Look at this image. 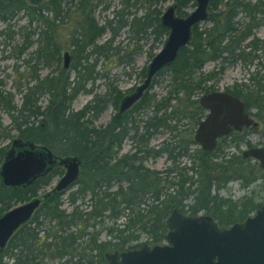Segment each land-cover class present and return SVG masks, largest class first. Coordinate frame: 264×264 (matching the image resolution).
<instances>
[{
  "label": "trees",
  "instance_id": "1",
  "mask_svg": "<svg viewBox=\"0 0 264 264\" xmlns=\"http://www.w3.org/2000/svg\"><path fill=\"white\" fill-rule=\"evenodd\" d=\"M163 1L119 0L112 15L105 16L101 23L95 13L105 0H47L41 5H31L26 0H0V22L5 23L0 35H4V45L10 48L7 56L19 57L36 44L25 59V68H15L18 76L31 80L24 89L18 87L19 104L0 79V109L17 129L14 137L46 145L59 155L76 154L81 159L79 176L68 187L75 186L67 194L71 208L61 206L65 189L50 188L30 219L14 231L0 250V264H40L54 258H63V264H106L107 251L139 245L140 241L133 242L139 231L148 234L149 244L162 242L166 219L173 207L192 215L203 210L225 226L244 219L264 202V198H256L253 190L237 199L211 190L225 187L231 179H237L245 188L259 177L264 178L259 163L240 151L242 143L254 145L245 133L233 131L221 136L211 150L203 149L193 138L204 115L199 95L217 88L216 80L226 65L254 63L258 58L256 51L264 48V38L255 36L253 31L262 23L264 0H210L211 24L193 26L189 43L180 48L173 62L156 72L150 86L127 110L118 112L124 93L115 87L103 95H92L82 108L71 109L77 93L92 91L86 82L105 74L94 70V64H86L89 54L108 57L110 43L123 27H128L130 39L151 34L152 47L156 42L163 44L168 33V28L160 24ZM173 3L179 15L187 13V5L195 4L194 0ZM138 7H142L141 13ZM20 11L25 14L26 23L13 29L8 21ZM239 13L243 14L242 20L237 18ZM32 24L34 27H30ZM106 30L110 32L108 40L98 43ZM34 33L36 37L32 38ZM15 34L20 40L14 38ZM131 45L130 40L125 48L112 49L117 54L122 50L119 59L126 56L130 62L141 49ZM63 50L73 57L66 67ZM208 61L216 64L202 71ZM39 63L55 66L50 73L40 76ZM255 65L247 73V80L235 82L231 92L245 101L248 111L255 108L257 131L264 137V64L257 60ZM163 72L168 73L169 88L158 96L149 89ZM145 73L143 66L142 80ZM42 95H46L44 105L38 103ZM109 103L115 108L110 121L94 126L92 118ZM140 111L144 115L138 116ZM180 121L187 126H178ZM161 129L172 134L154 148L149 144L150 138ZM0 133L12 137L1 121ZM126 137L131 139L132 150L119 152ZM8 147L9 143L0 146V163ZM231 147L238 151H231ZM161 153L170 160L164 169L143 163L145 157ZM181 157L189 159V163L179 165ZM63 171V166L56 165L27 186L6 187L0 183V214L37 195L52 176ZM87 194L88 206L80 207L76 201ZM105 218L112 221L106 229L110 238L100 240V228L96 227Z\"/></svg>",
  "mask_w": 264,
  "mask_h": 264
},
{
  "label": "water",
  "instance_id": "2",
  "mask_svg": "<svg viewBox=\"0 0 264 264\" xmlns=\"http://www.w3.org/2000/svg\"><path fill=\"white\" fill-rule=\"evenodd\" d=\"M47 0H26L41 5ZM195 6L184 15L169 4L160 15V24L168 28L162 46L146 66L143 80L120 101L118 112L130 108L150 86L158 70L173 62L191 39L196 23L208 19L210 0H194ZM70 54L63 53L64 66ZM206 114L197 123L193 138L203 149L211 150L217 139L232 129H241L257 121L247 112L243 100L221 89L204 92L198 97ZM244 156L255 158L264 169V144L243 150ZM81 159L76 154L59 155L48 146L14 137L0 163V183L6 187L27 186L61 165L63 173L53 188H68L77 180ZM39 192L0 214V250L14 231L30 219L43 198L49 193ZM167 230L162 242L105 253L106 264H264V202L244 219L221 226L209 214H188L173 207L166 219Z\"/></svg>",
  "mask_w": 264,
  "mask_h": 264
},
{
  "label": "rangeland",
  "instance_id": "3",
  "mask_svg": "<svg viewBox=\"0 0 264 264\" xmlns=\"http://www.w3.org/2000/svg\"><path fill=\"white\" fill-rule=\"evenodd\" d=\"M173 3V0H164L161 4L162 12L165 10V8ZM107 4V7L104 8L103 5ZM119 6V0H105L104 3H101L97 10H96V18L99 22L104 21V17L111 16L112 15V9ZM194 5H187L185 7V10L188 12L191 9H193ZM142 7H138L137 11L139 13L142 12ZM237 18L239 20H242L243 14L239 13ZM26 16L25 14L20 11L18 12L13 18H11L8 22L11 24V28L16 29L18 24H25L26 23ZM200 26H208L211 24V21L209 19L202 20L199 22ZM5 23L0 22V28L4 27ZM30 27H34V24L30 25ZM28 27L27 29H29ZM254 34L255 36L263 39L264 38V21L263 23L254 28ZM110 36L109 30H106L98 39V43H103L108 40ZM36 34L34 33L32 35V38H35ZM4 35H0V79L3 80V87L6 90H9L13 93V99L15 103L19 104L21 101V93L18 90V87L20 89H24L25 85L30 84L31 80L27 77H20L18 76V73L15 68H17L18 71L23 70L26 66L25 59L29 56V51L34 49L36 44L33 43L25 53L20 55L19 57H10L7 56L9 54V45H4ZM15 39H19V36L17 34L14 35ZM131 40V46L136 47L137 45L141 46V49L137 51L134 55H132V60L130 62H127L125 58L124 60H120L119 57L122 54L123 48L127 45V43ZM153 42V36L151 34L143 35L139 39L137 38H131L130 39V32L128 31V27H123L119 33L113 38V40L110 43V49H108V53L110 54L108 57H105L103 54H97L92 53L89 54V57L86 61V64H94V70H98L99 72L105 73L104 75H97L94 80H88L86 82L87 88H92V91L90 92H84L80 91L77 93V95L73 98L71 102V109L78 110L82 108L87 101L90 100L92 95L98 94L103 95L105 93H108L111 87H115L116 89L122 91L123 93H128L130 91V88L135 87L142 81V76L140 74V70L143 66H147L149 61L151 60L150 52H153L154 54L158 51V49L162 46V44H158V42L155 43V45L152 47L151 44ZM68 46V44H67ZM120 47L121 52L117 54V52L114 50L115 47ZM114 48V49H112ZM69 50V49H67ZM64 51V50H63ZM62 51V52H63ZM70 52V50H69ZM258 58L254 61V63L251 64H244L242 62H236L232 64H228L225 66L224 71L219 75L218 79L216 80V87L219 89H224L226 87L232 86L235 82H240V80H247V73L254 68L255 62L257 60H260L264 64V48L258 49L257 51ZM72 56L70 55L69 62L72 61ZM71 60V61H70ZM119 60V61H118ZM68 62V63H69ZM216 62L208 61L203 65L202 71H207L211 69ZM245 65V66H244ZM55 64L45 66L42 63H39L37 65L38 67V74L40 76L46 75L50 73ZM249 69V70H248ZM71 75H73V70H71ZM157 81L153 83V85L150 87L149 91L156 93L158 96L166 93L168 90V73L163 72L161 75L156 77ZM209 83H212V80L208 81ZM46 95H42L38 103L41 105H44L46 103ZM115 112V108L112 106V104H107L100 112L99 114L92 118V124L96 127L104 126L107 122L110 121L112 114ZM145 113V112H144ZM143 111H140L138 116L144 115ZM88 118H90V114L86 115ZM0 121L2 125L7 126V129L9 128V133L12 134V137H14L17 134V129H15L13 126H11V120L9 115L0 109ZM182 122H179V125ZM187 126V125H185ZM180 126L181 128L185 127ZM5 131V130H3ZM171 132L165 129H161L157 132H155L152 137L150 138L149 144L153 146L154 148H157L163 140L169 139L171 136ZM12 137L2 136L0 133V146L5 144H10V140ZM247 138L253 143V144H264V137H261L259 135V132L256 130L250 131ZM133 147V144L131 142V139L129 137H126L122 143L121 149L119 152H125V151H131ZM245 145L242 143L240 145V149L244 148ZM232 151H236L235 148L231 147L229 148ZM179 165L188 164L189 159L186 157L179 158ZM143 163L146 166H149L151 168H157V169H164L166 166L170 164V160L166 157L164 153H161L159 155H149L145 157ZM64 169V168H63ZM190 173V171H189ZM60 175L52 176L49 180V183L45 185V187L39 192H42L44 190H49L53 185L56 183ZM75 186H72L70 188H66L62 194V204L61 206L67 210L71 208V205L69 204L67 200V194L69 190L73 189ZM114 187V186H113ZM212 192L218 191L219 194L223 196H229L233 199H237L241 197L245 193H249L251 190H253L256 198L258 200H263L264 198V178L256 180L254 183H252L250 186L242 188L239 185V181L237 179H231L225 187H221L218 190H215L212 187ZM88 194L84 196L82 199L77 200L76 203L80 204V207H86L88 206ZM205 214L203 210H199L197 214ZM123 220V219H120ZM117 220V221H120ZM112 224V221L110 219L105 218L102 223H98L96 228H100L99 233V239L105 240L110 238V236L106 233V229L108 226ZM139 236L137 237L135 241L140 242H146V240L149 239V236L145 232H138ZM40 264H63V258H54V259H44Z\"/></svg>",
  "mask_w": 264,
  "mask_h": 264
},
{
  "label": "flooded vegetation",
  "instance_id": "4",
  "mask_svg": "<svg viewBox=\"0 0 264 264\" xmlns=\"http://www.w3.org/2000/svg\"><path fill=\"white\" fill-rule=\"evenodd\" d=\"M263 21H264V15H262V23H263ZM261 23V24H262ZM260 24V25H261ZM259 25V26H260ZM137 86V85H136ZM136 86L133 88V89H130V91L128 92V93H130L131 91H133L135 88H136ZM216 89H219V88H216ZM216 89H214V90H216ZM231 89H232V86H229V87H226V88H224V89H221V90H225V91H228V92H230V93H232V94H234L233 92H231ZM204 93V92H203ZM125 94H127V93H124V95ZM202 94V93H201ZM200 94V95H201ZM123 95V96H124ZM199 95V96H200ZM234 95H236V94H234ZM122 96V97H123ZM237 96V95H236ZM237 97H239V96H237ZM241 100H243L241 97H239ZM120 101H121V99H120ZM244 101V100H243ZM244 103H245V101H244ZM119 104H120V102H119ZM245 106H246V104H245ZM118 108H119V105H118ZM246 110H247V112L254 118V120H256L257 121V124L256 125H253V124H250V125H248V126H243L241 129H232L231 131H229L227 134H224V135H228L229 133H231V132H233V131H238V132H241V133H245L246 134V136H248V134H249V132L250 131H256L257 130V128H258V123H259V121H258V119H257V117L254 115V111H255V108L254 107H252V108H250V111H248V109H247V107H246ZM206 114V110L204 109V115ZM203 115V116H204ZM224 135H222V136H224ZM221 137V136H220ZM218 140V139H217ZM244 145H245V147L244 148H241L240 149V151H241V153H242V155H243V150L245 149V148H248V147H250V146H247V144L246 143H243ZM254 145H260V144H254ZM254 145H251V146H254ZM233 148H235V147H233ZM231 150V149H230ZM235 150L236 151H238L236 148H235ZM232 151V150H231ZM244 156V155H243ZM244 157H251V156H244ZM251 158H253V157H251ZM253 159H255V158H253ZM256 160V159H255ZM257 161V160H256ZM258 162V161H257ZM259 163V162H258ZM60 177V176H59ZM263 177H259L258 179H262ZM257 179V180H258ZM57 182V181H56ZM54 186V185H53ZM52 188V187H51Z\"/></svg>",
  "mask_w": 264,
  "mask_h": 264
}]
</instances>
